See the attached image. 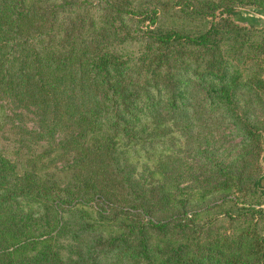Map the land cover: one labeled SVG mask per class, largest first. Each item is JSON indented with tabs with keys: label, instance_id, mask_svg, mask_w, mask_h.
<instances>
[{
	"label": "trees",
	"instance_id": "obj_1",
	"mask_svg": "<svg viewBox=\"0 0 264 264\" xmlns=\"http://www.w3.org/2000/svg\"><path fill=\"white\" fill-rule=\"evenodd\" d=\"M235 6L264 0H0V126L45 143L0 148V264H264V27Z\"/></svg>",
	"mask_w": 264,
	"mask_h": 264
},
{
	"label": "rangeland",
	"instance_id": "obj_2",
	"mask_svg": "<svg viewBox=\"0 0 264 264\" xmlns=\"http://www.w3.org/2000/svg\"><path fill=\"white\" fill-rule=\"evenodd\" d=\"M248 7H250V6H235L233 9H234V11H236V13H238L240 11L243 13V12H246L247 9H249ZM7 113L10 114L8 111H7ZM9 117H10V121L3 123L0 126V148L3 149L5 155L10 160L15 161L17 163L18 167H21L23 164V162H22L23 159L25 157H27V155H29L27 153L28 152L38 153L39 151L42 150L45 143L43 141L32 143V144H30V150L29 151L26 150L25 147H21L19 145L18 140L20 139V137L22 139L25 138V134H24V132H22L21 129L36 128L34 126V123L32 120L33 116L31 113H26V112L22 111V112H20V115L18 117H13L12 115H10ZM229 131H230L229 128L223 130V133H225L226 136L223 138V140H220V138H219V142L221 144L222 149H224V147H226L228 144L234 143L238 140V138L232 137L230 135ZM262 133H264V131H262L261 134ZM173 138H174V136H173ZM182 141H183V139H181L179 137H178V139L174 138V144L176 146L180 145ZM222 149H220L219 151H221ZM181 159H182V163H185L183 167H185L190 160V158L187 157L186 153H181ZM221 159H224V161L228 160L226 158L225 152H223ZM258 162H259V165L261 167V174L260 175H261V178L263 179L264 178V165L260 162V156H259ZM214 197L217 198V194H214ZM253 199H256V197H254ZM262 203H263L262 206H264V202H262ZM224 207L227 210L233 209V206H232L230 201L225 202ZM220 218H223V217L221 216L218 219H220Z\"/></svg>",
	"mask_w": 264,
	"mask_h": 264
},
{
	"label": "water",
	"instance_id": "obj_3",
	"mask_svg": "<svg viewBox=\"0 0 264 264\" xmlns=\"http://www.w3.org/2000/svg\"><path fill=\"white\" fill-rule=\"evenodd\" d=\"M248 8L246 12L242 13L240 11L232 15V20L244 26H253L256 28L264 27V9L255 6H250ZM260 146L262 150L260 162L264 165V133L260 134Z\"/></svg>",
	"mask_w": 264,
	"mask_h": 264
}]
</instances>
